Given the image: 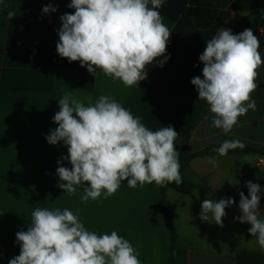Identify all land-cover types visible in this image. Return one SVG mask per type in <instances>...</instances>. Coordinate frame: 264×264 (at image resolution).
<instances>
[{
    "label": "crops",
    "instance_id": "0c3cea01",
    "mask_svg": "<svg viewBox=\"0 0 264 264\" xmlns=\"http://www.w3.org/2000/svg\"><path fill=\"white\" fill-rule=\"evenodd\" d=\"M204 1L219 6L211 29L190 30L185 26L183 11L190 0H163L157 10L172 32L165 53L170 58L163 66L159 61L164 57L146 65L145 80L132 87L97 68L94 91L88 92L78 85L80 72L87 68L81 67L79 61L70 63L56 51L59 17L75 11L68 7L71 0H0V264H8L20 254L16 233L31 226V213L37 208V181L59 179L58 166L71 168L66 160L57 164L68 155L67 146L63 142L50 145L45 139L50 130L58 127L53 116L59 111L58 100L64 93H72L85 106L94 104L101 95L111 96L149 130L171 125L180 133L204 101L198 98L191 79L203 78L204 65L199 56L221 28L231 29L233 34L251 29L260 39L258 51L264 60V12L257 26H241L261 0ZM49 4L57 11L43 13L42 8ZM148 6L152 7L150 2ZM257 71L258 87L251 93L256 110L249 109L240 116L226 134L212 126L215 114L209 109L192 132L188 153L215 151L225 140H239L244 148L264 151V64ZM175 144L178 151V138ZM259 155L228 152L221 157L216 152L197 157L181 173L183 180L192 184L190 193L167 190L168 208L177 232L174 264H236L239 251L264 256V248L248 232L251 225L234 220L241 215L239 192L248 195L247 181L261 186L259 207L264 211V170L256 166ZM208 157H215L218 165L210 164ZM123 185L124 224L129 228L123 238L136 249L141 264H163L169 255L168 232L158 209L159 186L153 182L132 189L127 181ZM133 194V199L127 196ZM229 197L235 204L226 208L223 227L200 219L205 199Z\"/></svg>",
    "mask_w": 264,
    "mask_h": 264
},
{
    "label": "clouds",
    "instance_id": "9594fccd",
    "mask_svg": "<svg viewBox=\"0 0 264 264\" xmlns=\"http://www.w3.org/2000/svg\"><path fill=\"white\" fill-rule=\"evenodd\" d=\"M149 2L152 7L150 8ZM163 0H71L74 13L59 17L61 27L56 43L57 54L95 75L97 68L126 87L145 80V66L157 58L160 66L172 32L163 23L157 10ZM57 9L50 4L42 8L48 14ZM11 16L12 14L9 13ZM258 39L251 29L233 34L221 28L219 34L207 41L199 56L203 63L202 76L191 79L198 98L215 114L212 126L227 134L249 109L256 110L251 93L258 87L257 69L264 64ZM59 111L53 116L58 125L45 136L50 145L63 142L71 168L58 166V187L69 195L83 190L81 200L105 199L119 189L122 181L129 188L145 184L164 187L183 183L180 173V152L175 141L179 133L171 126L149 130L138 117L108 95H101L94 104H85L66 92L58 100ZM239 140H225L215 151L227 156L230 150L243 149ZM213 166L215 157H208ZM87 182V186L85 185ZM246 196L239 192L240 223L250 224L249 234L264 248V218H261V186L245 182ZM235 204L231 197L205 199L200 219L214 221L223 227L226 208ZM31 226L16 233L20 254L8 264H141L133 245L116 231L98 235L86 230L81 219L65 208L49 210L37 207L31 213Z\"/></svg>",
    "mask_w": 264,
    "mask_h": 264
},
{
    "label": "trees",
    "instance_id": "16d2710c",
    "mask_svg": "<svg viewBox=\"0 0 264 264\" xmlns=\"http://www.w3.org/2000/svg\"><path fill=\"white\" fill-rule=\"evenodd\" d=\"M264 12V0H261L258 8L242 22L241 26L248 24L258 25L260 17ZM219 14V6L215 3L206 2L204 0H190L188 6L183 11V19L185 26L190 30H208L211 29ZM61 64V63H60ZM96 83V74L92 75L88 70H83L79 74L78 85L79 88L88 92L94 91ZM210 106L206 101H203L189 116L185 128L179 133L178 136V152H180V173H182L190 164V162L197 157H206L216 153L211 149L205 150L200 153L190 154L187 152V145L197 124L203 119L204 115L208 112ZM229 152H254L264 156V151L236 148ZM168 189H173L181 194H188L192 190V184L183 180V183L177 186L174 182L167 184L164 187L159 186V199L158 209L164 218V223L168 232V258L163 264H174V252L177 244V232L174 226L172 214L168 208L166 199V192ZM236 264H264V256L249 252L239 251L237 254Z\"/></svg>",
    "mask_w": 264,
    "mask_h": 264
},
{
    "label": "rangeland",
    "instance_id": "374dc122",
    "mask_svg": "<svg viewBox=\"0 0 264 264\" xmlns=\"http://www.w3.org/2000/svg\"><path fill=\"white\" fill-rule=\"evenodd\" d=\"M58 183L59 179L37 181V207L49 210L58 208L61 211L67 208L81 219L86 230L94 231L98 235H110L112 231H116L121 237L129 234V228H126L124 224L126 220V212L123 211L126 198L123 190L124 181L121 182L116 193L107 199L104 198L102 192L99 199L95 201L89 199L87 202L81 200L84 194L82 188L78 187L76 193L69 195L58 187ZM84 186H87V182ZM127 196H131L132 199L135 197L134 194Z\"/></svg>",
    "mask_w": 264,
    "mask_h": 264
},
{
    "label": "built area",
    "instance_id": "2783aa9c",
    "mask_svg": "<svg viewBox=\"0 0 264 264\" xmlns=\"http://www.w3.org/2000/svg\"><path fill=\"white\" fill-rule=\"evenodd\" d=\"M256 166L259 169L264 170V156L263 155H259L257 160H256Z\"/></svg>",
    "mask_w": 264,
    "mask_h": 264
}]
</instances>
